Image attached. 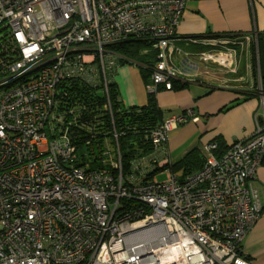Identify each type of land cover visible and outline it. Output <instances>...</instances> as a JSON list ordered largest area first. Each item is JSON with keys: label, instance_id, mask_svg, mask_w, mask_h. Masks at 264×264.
<instances>
[{"label": "built area", "instance_id": "1", "mask_svg": "<svg viewBox=\"0 0 264 264\" xmlns=\"http://www.w3.org/2000/svg\"><path fill=\"white\" fill-rule=\"evenodd\" d=\"M184 4L0 0V26L18 49L0 77L15 80L0 89V264H255L245 258L242 241L263 210L253 182L264 157L262 96L252 134L220 155L216 142L206 143L201 168L182 178L164 143L170 130L198 121L191 109L152 130L151 152L125 175L120 160L117 176L75 164L76 148L66 133H47L50 120H62L55 98L61 78H91L96 58L106 97L101 109L111 113L106 72L121 57L109 60L106 46L113 43L149 42L142 53L154 52L156 61L145 66L148 92L171 89L173 79L194 81L202 68L236 71L242 47L209 38L194 39L205 49L185 51L175 63V27ZM257 78L260 87L259 66ZM241 80H249L248 71ZM157 168L166 173L163 181L155 174L145 178Z\"/></svg>", "mask_w": 264, "mask_h": 264}, {"label": "crops", "instance_id": "2", "mask_svg": "<svg viewBox=\"0 0 264 264\" xmlns=\"http://www.w3.org/2000/svg\"><path fill=\"white\" fill-rule=\"evenodd\" d=\"M211 34H232L245 40H249L252 35L258 36L256 51H261L264 64V0H185L182 16L175 27V35L180 38L174 43L178 48L173 51L175 63H179L183 52L201 49L194 36L210 38ZM232 40L219 41L224 46L230 45ZM236 42L231 45L243 44L241 40ZM108 57L111 61H117L114 53ZM247 59L248 54L244 57L240 54L237 57V69ZM236 71L227 72L236 77L226 80L222 76L224 73L202 68L198 79L188 81L184 87L166 89L161 86L156 91L157 104L165 112L164 119L188 109L193 110L198 117V121H186L168 132L164 146L169 151L171 161L181 159L193 147H199L205 158L206 143L216 142L220 138L230 145L252 134L258 98L252 97L235 104L243 95L230 82L241 80L246 75L239 76ZM109 72H112L111 79L116 84L123 107L146 104L148 86L151 85L148 72L144 76L138 65L129 62L117 66L114 63L110 65ZM213 78L219 83L214 85L210 80ZM253 182L258 189L263 210L258 221L244 236L242 248L255 264H264V165L261 164L257 169Z\"/></svg>", "mask_w": 264, "mask_h": 264}, {"label": "trees", "instance_id": "3", "mask_svg": "<svg viewBox=\"0 0 264 264\" xmlns=\"http://www.w3.org/2000/svg\"><path fill=\"white\" fill-rule=\"evenodd\" d=\"M211 40H232L230 45L241 40L242 54H248V59L243 62L236 73L245 75L248 71L249 80H232L231 85L237 86L236 91L243 95L241 100L235 101V104L241 101L251 99L252 97L262 96L264 102V64L262 62L261 51L257 49L259 38L250 36L249 40L244 37L234 36L232 34L209 35ZM206 38L205 36H194L193 39ZM246 44V51L245 46ZM149 45L145 39L129 38L122 42H117L106 46L107 51L121 56L119 63L136 61L144 76L148 72L146 65H151L156 61L155 53L150 52L147 55L142 50ZM211 48V47H209ZM205 48L201 47L200 50ZM18 59V49L13 42L10 32L6 26H0V77L5 76L2 65L8 60ZM99 59L96 58L90 65H98ZM260 70L261 88L258 86L257 70ZM91 78L79 76H66L61 78L55 94L56 114L62 117L61 122L50 120L47 126V133L50 138L60 136L66 133L68 139L75 145V160L77 165L87 166L88 169L103 171L117 176L119 168L115 163L120 160V172L125 175L134 169V164L143 156L149 154L152 150L151 132L164 120V110H162L156 101V92H148L145 105L136 107H123L119 100V93L116 84L111 79L112 72H107V91L111 105V113L103 111L101 104L106 102L103 90V76L98 70ZM113 71V70H112ZM85 76L84 74H80ZM198 79V78H197ZM14 79L7 78L0 81V89H7L12 86ZM172 80V88L180 89L188 81L182 82ZM246 86V89L241 87ZM161 86L156 89L159 90ZM164 87V86H163ZM165 88V87H164ZM156 90V91H157ZM259 110V109H258ZM257 110V111H258ZM256 111V112H257ZM262 119V118H260ZM52 125V128H50ZM55 125L57 129L55 128ZM114 134L117 135L115 139ZM216 155L224 153L229 145H226L220 138L216 139ZM205 158L201 155L199 147L191 148L181 159L171 162L173 170H181L182 177L190 175L192 172L201 168ZM264 165V157L262 160ZM159 169L147 172L145 178L152 177ZM246 259L249 256L244 255Z\"/></svg>", "mask_w": 264, "mask_h": 264}, {"label": "rangeland", "instance_id": "4", "mask_svg": "<svg viewBox=\"0 0 264 264\" xmlns=\"http://www.w3.org/2000/svg\"><path fill=\"white\" fill-rule=\"evenodd\" d=\"M244 46H245V48H246V44H244ZM96 66H97L98 70H100V72H102V68H101L100 62H99L98 65H96ZM209 76H211V75H209ZM222 76H223V78L226 79V80L236 77L235 74H231V73H227V72L224 73ZM215 77H216V76H215ZM211 78H212V77H211ZM260 79H261V77H260ZM210 80L213 81V84H214V85L217 84V83H219V82H217L214 78H213V79H210ZM257 83H258V82H257ZM260 84H261V83H260ZM258 86H259V84H258ZM241 88L246 89L247 87H246V86H243V87H241ZM256 98H258V103H257V106H256V111L259 109V110H258V112H259V111L262 110V102H261L260 96L257 95ZM247 101H248V100H247ZM176 175H177V177H178V176H182V172H181V170H177V171H176ZM155 177L157 178L158 181H163V180L166 178V173H165L163 170H158V171L155 173Z\"/></svg>", "mask_w": 264, "mask_h": 264}]
</instances>
